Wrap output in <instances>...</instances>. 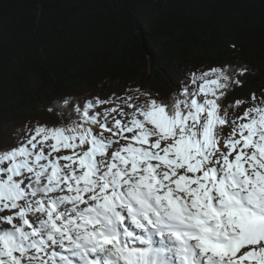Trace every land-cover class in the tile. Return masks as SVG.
I'll list each match as a JSON object with an SVG mask.
<instances>
[{
    "label": "snow or ice",
    "instance_id": "obj_1",
    "mask_svg": "<svg viewBox=\"0 0 264 264\" xmlns=\"http://www.w3.org/2000/svg\"><path fill=\"white\" fill-rule=\"evenodd\" d=\"M247 73L66 95L0 131V264H264V94L228 100Z\"/></svg>",
    "mask_w": 264,
    "mask_h": 264
},
{
    "label": "trees",
    "instance_id": "obj_2",
    "mask_svg": "<svg viewBox=\"0 0 264 264\" xmlns=\"http://www.w3.org/2000/svg\"><path fill=\"white\" fill-rule=\"evenodd\" d=\"M222 64L264 91V0H0V130L66 95Z\"/></svg>",
    "mask_w": 264,
    "mask_h": 264
},
{
    "label": "rangeland",
    "instance_id": "obj_3",
    "mask_svg": "<svg viewBox=\"0 0 264 264\" xmlns=\"http://www.w3.org/2000/svg\"><path fill=\"white\" fill-rule=\"evenodd\" d=\"M200 70V69H199ZM177 75H180V73H178V71H174L173 73H171V77H172V82L174 83V80H177ZM168 84H169V82H168ZM175 84V83H174ZM174 84H172V86L171 87H173L174 86ZM151 86H157V87H160V88H163V89H165L167 92H169V90H168V86H167V83H165V82H163V84H160V83H158V84H154V85H151ZM118 86L117 85H113L112 86V88H113V91H116L117 93H120V91H118V88H117ZM134 87H138V88H141L142 90H149V88L150 89H152L150 86H144V87H141L139 84H135V86ZM155 88V87H154ZM83 90L84 89H79V90H77V91H75V93L74 94H79V93H81V92H83ZM124 91V90H123ZM47 107L48 106H46V108L44 107L43 108V110H41V109H35V110H31L29 113H31L30 115L31 116H33L34 114H36L35 116H33V117H31V120L32 121H30V124H34V123H36V122H39V123H47V124H49V125H51V124H53V123H55L56 122V119H54L55 117H54V115L51 113L50 114V112L49 111H47ZM22 126V124H14V123H11L10 125H8V126H6L5 128H3L2 130H0V131H2V134H3V136L4 137H7V135L13 130V129H15V128H17V127H21Z\"/></svg>",
    "mask_w": 264,
    "mask_h": 264
}]
</instances>
